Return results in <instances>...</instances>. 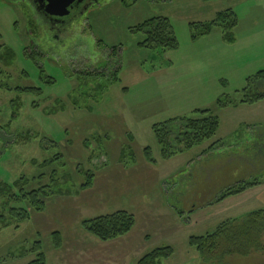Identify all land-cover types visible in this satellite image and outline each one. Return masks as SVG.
<instances>
[{
  "label": "rangeland",
  "instance_id": "374dc122",
  "mask_svg": "<svg viewBox=\"0 0 264 264\" xmlns=\"http://www.w3.org/2000/svg\"><path fill=\"white\" fill-rule=\"evenodd\" d=\"M229 7L239 17L234 43L224 40L219 27L192 40L190 23L211 21ZM158 16L171 20L177 49L142 44L147 32L136 27ZM29 21L25 3L0 0V181L12 184L28 177L24 191L39 189L47 206L39 212L28 199L0 196V216L11 223L0 229V264H28L36 257L30 249L37 241L51 264H71L68 259L77 254L124 259L132 253L134 262L167 245L175 253L162 264H264V229L247 254L218 251L206 259L189 244L190 236L205 235L247 213L233 198L210 203L225 186L264 177V127L256 129L251 144L238 141L250 138L249 128H229L215 150L204 153L220 132L167 160L153 131L154 124L192 117L198 108L217 114L223 97L241 100L262 90L248 78L264 69V0H103L90 11L83 30L110 55L94 57L99 58L94 69L105 71L99 76L45 56L30 57L28 30L35 27ZM10 51L14 57L6 62ZM117 65L115 80L109 73ZM230 117L225 122L232 126ZM148 147L154 161L146 155ZM44 161L49 163L41 165ZM90 180L91 186L83 188ZM11 208L31 217L17 227ZM120 210L136 218L129 236L103 241L83 225ZM53 231L61 233V248L55 247Z\"/></svg>",
  "mask_w": 264,
  "mask_h": 264
},
{
  "label": "trees",
  "instance_id": "16d2710c",
  "mask_svg": "<svg viewBox=\"0 0 264 264\" xmlns=\"http://www.w3.org/2000/svg\"><path fill=\"white\" fill-rule=\"evenodd\" d=\"M216 1V0H205ZM239 25V17L233 8H227L217 12L214 19L208 22H193L190 23L192 32V40L197 41L201 37L211 34L216 27L221 29L224 40L230 44L236 41L235 31ZM136 31L147 32V37L142 42L144 46L161 49L163 51L177 49L179 41L176 37L175 30L171 20L166 16L152 17L142 24L138 25ZM99 42V41H98ZM100 43V42H99ZM116 53V49L112 50ZM111 54V52H110ZM6 62H10L14 57L12 52L5 53ZM36 60V55H30ZM43 71V69H42ZM120 66L114 67V70L109 73L113 79L118 80ZM105 74L104 69L86 70V74L99 76ZM249 84L259 83L262 90L252 92L241 100H231L229 97H223L218 101V109H223L228 106H237L240 104H254L264 100V69L259 70L255 75L248 78ZM4 85H0V88ZM6 89L10 90L9 87ZM17 90L21 92H40V89L21 88ZM20 109V104L17 105V111ZM196 115L192 117H183L170 120L164 124H154L153 131L160 145L161 155L164 159H171L173 156L191 150L196 146L204 144L206 141L213 139L219 130V116L211 109H196ZM17 113V112H16ZM16 113L15 116L17 115ZM221 141L213 142L204 153L215 150ZM243 150L246 148H242ZM148 159L151 161V149H145ZM124 155V154H123ZM122 155V156H123ZM240 158V156H239ZM154 161V160H153ZM36 163V162H34ZM49 163L44 161L41 165ZM90 178L94 174H88ZM262 178L254 177L252 179H243L231 185L222 188L218 196L211 201L210 204L219 203L231 196L245 192L249 188L255 187L262 183ZM29 181L28 177L22 176L15 180L12 184L0 181V196H5L8 200L20 201L28 199L34 206L36 211L42 212L47 206V200L40 196V190L24 191V184ZM92 180L83 184V188L91 186ZM19 189L21 194H14V190ZM48 192L44 193L45 196ZM10 215L17 217V227L22 221L28 220L31 214L25 210L11 208ZM135 216L125 210H120L111 214L97 216L92 219L83 220L85 229L100 240H114L128 234L135 226ZM11 225L5 215L0 216V229L7 228ZM264 229V209L253 210L240 217H232L224 220L218 227L205 235H192L189 238V244L197 249V251L206 259L210 256H215L218 251H225L228 254H247L252 243H258L260 235ZM56 248L62 247V236L60 231L52 232ZM41 241L35 242V245L30 249L36 253V257L28 264H47V253L41 250ZM174 253L172 246L157 247L140 258L136 264H162Z\"/></svg>",
  "mask_w": 264,
  "mask_h": 264
},
{
  "label": "flooded vegetation",
  "instance_id": "af4514ba",
  "mask_svg": "<svg viewBox=\"0 0 264 264\" xmlns=\"http://www.w3.org/2000/svg\"><path fill=\"white\" fill-rule=\"evenodd\" d=\"M5 1L26 4L30 14L29 24L35 27L28 30L32 46L29 48V55H36L38 59L45 56L49 61L68 65L75 71L94 70L95 60H99L94 57L110 56L101 51L92 40L86 39L83 31L88 24L90 11L103 0H72L67 8H53L48 0Z\"/></svg>",
  "mask_w": 264,
  "mask_h": 264
},
{
  "label": "crops",
  "instance_id": "0c3cea01",
  "mask_svg": "<svg viewBox=\"0 0 264 264\" xmlns=\"http://www.w3.org/2000/svg\"><path fill=\"white\" fill-rule=\"evenodd\" d=\"M229 8H232V7H229ZM261 110H264V100H261L259 102L254 103V104H240L237 106H228V107L223 108V109H218L217 115L219 116V119H220V127L218 130V133L220 132L221 136H219L216 141H218V140L221 142L223 141L225 135H222V132L226 131V129L231 128L232 130L237 132L242 128H249V131L251 132L250 138H249V136H246L243 139L239 138L238 141H240L239 143L248 142L247 144H251V143L255 142L256 141L255 139L257 137L256 133H258V131H259V130L256 131V129L264 127V114L261 113ZM227 114L231 116L230 120L233 122L232 126H229V124H226V122H225ZM209 147H210V145L205 149H208ZM230 198H233V202H235V204H238L239 206H241L242 207L241 209L247 210V213H249L253 210H257V209H264V178L262 179L261 184L255 186V187L249 188L248 190H246L243 193L231 196V197H229L223 201H226ZM236 200H237V202H236ZM132 230L126 235L129 236V234L132 233ZM176 232H177V230L166 231L164 234H162V237H167L166 236L167 234L173 235ZM126 235H124V236H126ZM124 236H121V237L124 238ZM134 238L137 239V236H134ZM146 238H147V239H145L146 243H148L150 237L148 236ZM140 245H141V243H140ZM131 252H132V249H131ZM174 253H175V249H174ZM174 253H173V255H174ZM77 255L76 256L73 255L70 260L68 259V261L71 264H96V263L102 264L103 262H110L111 264H113V263L117 264L119 262H121L122 264H129L130 262H133V260L131 258V256L133 255L132 253L126 254L124 259L123 258L122 259L115 258V255H113V254L104 255V256L103 255L98 256V255L94 254V255L83 256V258H80V255H78V256ZM172 256H170L168 259H170ZM104 258H107V259L104 260ZM139 259L135 260L133 262V264H136V262ZM69 262H67V263H69ZM47 264H51V261L48 258V256H47Z\"/></svg>",
  "mask_w": 264,
  "mask_h": 264
},
{
  "label": "water",
  "instance_id": "95a60500",
  "mask_svg": "<svg viewBox=\"0 0 264 264\" xmlns=\"http://www.w3.org/2000/svg\"><path fill=\"white\" fill-rule=\"evenodd\" d=\"M48 1L50 3L51 7H53V8H54V6H59L60 8L61 7L67 8L72 0H63V2L61 0H48Z\"/></svg>",
  "mask_w": 264,
  "mask_h": 264
}]
</instances>
